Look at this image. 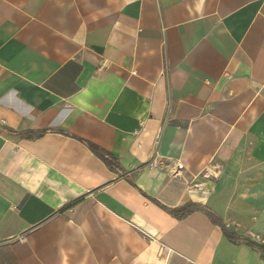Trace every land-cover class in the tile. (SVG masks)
I'll use <instances>...</instances> for the list:
<instances>
[{
    "label": "crops",
    "instance_id": "0c3cea01",
    "mask_svg": "<svg viewBox=\"0 0 264 264\" xmlns=\"http://www.w3.org/2000/svg\"><path fill=\"white\" fill-rule=\"evenodd\" d=\"M248 240L264 0H0V264H264Z\"/></svg>",
    "mask_w": 264,
    "mask_h": 264
},
{
    "label": "trees",
    "instance_id": "16d2710c",
    "mask_svg": "<svg viewBox=\"0 0 264 264\" xmlns=\"http://www.w3.org/2000/svg\"><path fill=\"white\" fill-rule=\"evenodd\" d=\"M90 148L93 150V152H95V154H97L100 158H102L107 165L113 169V170H118L119 169V165H118V161L117 159L110 153H107L106 151H104L103 149H101L100 147L89 143ZM192 210V205H187L184 206L182 208L179 209H175V210H170V212L179 217L182 218L184 216H186L188 213H190V211ZM208 214L210 215V217L212 218V220L218 224V225H222V220L217 217V215H215L214 213H212L211 211H209L208 209H206ZM226 236L231 239V240H236V235L234 233H231L229 231H226V229H224ZM247 243L251 246H254L256 248L259 249V251L261 252L262 257L264 258V246L259 245L258 243H255L253 241L248 240Z\"/></svg>",
    "mask_w": 264,
    "mask_h": 264
},
{
    "label": "built area",
    "instance_id": "2783aa9c",
    "mask_svg": "<svg viewBox=\"0 0 264 264\" xmlns=\"http://www.w3.org/2000/svg\"><path fill=\"white\" fill-rule=\"evenodd\" d=\"M151 167L157 168V167H168L169 165L167 163L162 162L160 159H153L150 163ZM183 169V165L182 164H178L176 167V174H179L180 171Z\"/></svg>",
    "mask_w": 264,
    "mask_h": 264
}]
</instances>
